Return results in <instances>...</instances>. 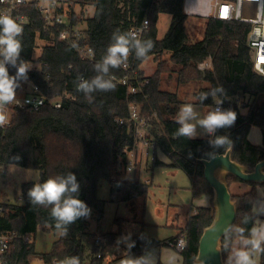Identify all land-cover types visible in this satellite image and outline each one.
Listing matches in <instances>:
<instances>
[{
    "label": "trees",
    "instance_id": "1",
    "mask_svg": "<svg viewBox=\"0 0 264 264\" xmlns=\"http://www.w3.org/2000/svg\"><path fill=\"white\" fill-rule=\"evenodd\" d=\"M78 1L95 9L93 16L83 25L86 37L96 52L97 62L106 54L114 31L127 32L134 24L139 25L146 19L149 21V29L141 39L153 40L154 48L146 59L138 60L134 50L129 58L138 70L140 81L149 80L142 91L131 99L141 105L145 115L158 113L161 132L157 129L158 124L154 123L157 127L153 128V134L160 149L171 161L166 164L155 158L154 167H169L186 173L191 180L192 197L196 199L204 194H213L205 178L204 165L199 161L209 159L207 153L215 151L224 154L232 148L233 160L249 169L264 160V76L253 70L245 45L248 25L204 18V37L192 42L185 26L189 16L184 11V0ZM26 11L31 22L19 38L22 43L21 58L32 59L38 55L40 60L48 63L44 75L39 77L45 93L57 96L67 90L76 96V100H64L58 109L48 103L35 113L18 112L12 126L0 131V169L7 168L13 162L11 158L18 155L21 157L18 167L38 170L41 183L49 177L72 172L80 186L78 198L84 201L90 212L86 218H79L69 225L67 235L61 236L55 229L50 208L30 203L28 191L35 181L23 182L20 202L12 203L7 194L2 195L0 206L5 208V212L0 213V233L17 231L21 236L30 235L32 241H13L8 257L11 264H31L35 257L45 264H59L60 260L71 256H78L80 264H118L120 258L107 254L105 247L114 244L116 238L122 235L124 223L146 226L143 218L153 186L152 183L125 178L128 154L135 145L128 127L118 123L119 119L128 116L127 88L120 83L125 72L121 68H110L109 75L114 80L115 89L93 92L89 101L84 93L76 91V83L79 77L90 80L97 75L94 70L97 62L89 64L82 61L66 42L59 40L58 34L54 33L56 31H45L42 16L36 8ZM163 14L170 15L171 24L164 37L159 38L157 25ZM164 55H169L167 62L179 67V83H208L207 87L195 93L194 104L215 107V101L219 99L222 109L237 113L234 126L219 129L215 134L228 136L233 142L231 147L213 148L209 140L215 136L194 139L175 136L178 128L176 115L185 102L177 92L161 88V73L168 67L166 60H162ZM151 57L159 59V68L153 74L144 75L141 65ZM208 58L212 59L213 69L202 74L197 69L198 64ZM216 88H222L223 93H217L215 98L209 95L202 104L196 100L201 92L211 93ZM254 126L262 132V145H254L249 140ZM102 180L111 184L109 200L99 197ZM227 180L232 199L237 202V217L228 235L223 238L222 252L224 264H235V247L246 251L252 248L251 244L243 247L241 243L245 239H253V229L258 224L254 204L261 198L257 192L258 184L235 176H229ZM108 203L126 207V214L115 219L119 230L104 234V244H89L84 236L88 234L90 218L100 221ZM169 207L165 211L158 206L156 211L161 216L166 215L167 226L176 232L173 238L186 237L187 245L181 252L182 264H196L203 231L214 220V207L200 206L194 213L188 205ZM39 231L58 236L48 252L36 250L35 236ZM129 245L126 256L139 257L152 247L168 246L165 241L142 232L134 234ZM261 248H264V242ZM98 254L101 256L98 257ZM154 264L165 263L159 261ZM259 264H264V251H260Z\"/></svg>",
    "mask_w": 264,
    "mask_h": 264
},
{
    "label": "built area",
    "instance_id": "2",
    "mask_svg": "<svg viewBox=\"0 0 264 264\" xmlns=\"http://www.w3.org/2000/svg\"><path fill=\"white\" fill-rule=\"evenodd\" d=\"M92 7V5L89 7V4H81L78 0H0V15H10L22 25L24 30L31 22L26 10L36 8L42 16L44 30L56 31L54 33L58 34L59 40L66 42L82 61L92 64L97 62V55L86 37L83 25L86 20L92 17L90 14V8ZM184 11L188 16L213 18L248 25L245 45L249 50L253 70L264 76V25L258 23L255 0H184ZM146 20L148 21V19ZM143 22L139 25L134 24L130 29L131 31H137L139 38L149 29V23L144 25ZM39 57L34 55L32 59H22L20 55V59L29 62L32 67L28 72L27 81H22L21 87L17 89V100L7 106L6 116L8 122L0 127V131L12 126L18 112L35 113L48 103L58 109L62 107L64 100H76V96L67 90L57 96H51L44 92L39 77L44 75L48 63L40 60ZM8 68L9 74L14 75L16 69L11 66H8ZM120 68L125 72L124 77L120 79V83L127 88L128 116L119 119L118 123L126 125L133 134L135 145L129 154L140 147L147 156H149L150 149L155 154V150L160 148L153 134V128L156 127L154 123L159 121L158 113L153 112L150 115H145L142 112L141 105L134 98L131 99L132 96H136L142 91L149 80L140 81L138 70L134 68L133 61L130 58ZM198 68L200 70H212V59L208 58L199 63ZM47 77L50 78V75H47ZM127 170L129 172L135 170L133 162L131 163L129 160ZM18 199L21 201L22 196L20 195ZM3 212H5V208L0 206V213ZM18 239L25 242L32 241L30 235L21 236L17 231L0 233V264H11L8 251L12 242ZM104 242V238L101 236H97L94 241L98 245L104 244ZM165 242L169 247L179 252H183L187 245L185 235L169 238ZM100 256L98 254V257Z\"/></svg>",
    "mask_w": 264,
    "mask_h": 264
},
{
    "label": "clouds",
    "instance_id": "3",
    "mask_svg": "<svg viewBox=\"0 0 264 264\" xmlns=\"http://www.w3.org/2000/svg\"><path fill=\"white\" fill-rule=\"evenodd\" d=\"M257 4L258 23L264 25V0H255ZM144 25L149 22L145 20ZM23 33V27L13 17L7 14L0 15V127L7 121V106L13 104L16 99L17 89L21 87L22 81H27L28 72L32 65L20 59L22 43L19 39ZM154 48V41L151 39H141L137 31L121 32L119 29L113 32L111 43L106 49V54L99 62L94 64V70L98 73L92 79L87 80L83 77L78 78L76 91L84 93L85 97L91 101V93L108 92L115 89L116 85L113 78L109 75V70L119 69L127 62L130 52L134 50L138 60L146 59ZM15 68V74H9V68ZM217 93H223L222 88L213 89L211 93L201 92L196 100L201 104L209 95L216 97ZM216 107L211 108L202 114L197 110L193 103L183 104L176 115L178 128L175 132L176 137L194 139L197 137V129H203L209 136H215L209 140L213 148L231 147L233 142L228 136L215 135L217 130L234 126L237 120V113L231 109L224 110L219 105L221 100L217 99ZM215 151L207 153L209 159H215ZM20 156L12 157L9 163V172H14L18 168ZM34 175L35 183L28 191L30 203L33 206L50 208V216L55 221V229L61 236L67 235L68 226L75 223L79 218H86L90 209L78 198L79 184L74 173L67 175H57L49 177L44 182H40V173L31 170ZM28 178L32 179L31 176ZM243 231V230H241ZM254 239H245V244H251L255 251H264L261 243L264 242V233L253 229ZM133 245H129L131 247ZM235 264H254L251 255L246 250L235 252ZM59 264H80L78 256L66 257L59 261ZM121 264H154L145 257L127 258Z\"/></svg>",
    "mask_w": 264,
    "mask_h": 264
},
{
    "label": "rangeland",
    "instance_id": "4",
    "mask_svg": "<svg viewBox=\"0 0 264 264\" xmlns=\"http://www.w3.org/2000/svg\"><path fill=\"white\" fill-rule=\"evenodd\" d=\"M91 7V5H89ZM94 7L90 8V14L93 16ZM171 24V17L168 14H163L160 16L158 22V37L162 38L166 34ZM187 32L190 37V41L197 42L204 37L205 19L198 16H189L185 23ZM151 57L146 60L141 65V70L144 75L153 74L155 70L159 68V59H154ZM169 55H164L162 60H166L168 67L163 69L161 73V88L170 92H177L179 97L184 100V104L193 103L195 100V93L201 88L207 87L208 83L204 81H189L179 83V73H177L176 67L172 62L168 61ZM202 74H205L208 70H200ZM139 69V71H141ZM140 73V72H139ZM194 104V103H193ZM198 111L204 114L201 106L194 104ZM246 112V109H243ZM158 121V130L161 132V125ZM157 127V126H156ZM198 135L196 138L208 137L204 133L203 129H197ZM249 140L255 145L263 144V135L258 127H252L250 131ZM153 157L158 158L160 161L170 164L169 156L163 152L162 149L157 148L155 154L153 150L150 149L149 156L142 151L141 147L136 148L133 153L128 154L129 162H133L135 170L125 172V178L133 181L140 180L144 183H152V193H150L147 200V205L145 209V214L143 221L146 226H133L131 223H124V228L122 230V235L116 238L114 244L105 247V252L111 254V256H117L121 261L127 258H140L145 257L150 262H162L166 264H182L183 257L181 252L169 246H155L146 250L139 257L137 255L126 256V248L129 245L131 237L136 233H144L145 235L154 237L159 240L166 241L169 237L175 236V230L169 228L166 223V215L162 216L157 213V207L161 206L167 211L170 205H188L191 208V213H194L197 207L200 206H213V194L211 196V203L208 199V194H204L199 198L193 199L191 192V180L181 170H173L169 167H154ZM6 171V173H4ZM38 171V170H37ZM40 173V172H39ZM29 176L32 179L28 178ZM35 181L34 175L30 169L17 168L14 172H9L8 167L5 169H0V201L2 195L7 194L8 198L12 203L20 202V187L23 182ZM111 188L110 182L107 180L100 181L99 186V197L105 200L109 199V191ZM126 214V207L123 205H116L108 203L106 205L105 215L100 220L97 221L95 218H90L88 226V234L85 241H90L89 244H93L97 236L103 237L104 234L108 232H117L119 230V225L115 222V219L122 217ZM84 236V237H85ZM58 238L53 233H47L44 231L37 232L35 236L36 250L38 252H48L51 249V245ZM236 245L238 241H236ZM241 245L244 247L245 243L242 241ZM237 247H235L234 252H236ZM254 250V249H250ZM250 253V252H249ZM235 254V253H234ZM32 261V260H31ZM254 264L256 259H253ZM36 264V263H35ZM40 264V263H39Z\"/></svg>",
    "mask_w": 264,
    "mask_h": 264
},
{
    "label": "water",
    "instance_id": "5",
    "mask_svg": "<svg viewBox=\"0 0 264 264\" xmlns=\"http://www.w3.org/2000/svg\"><path fill=\"white\" fill-rule=\"evenodd\" d=\"M204 174L213 189L214 220L206 227L200 239L196 264H224L223 238L228 235L237 217V202L232 199L228 177L235 176L245 182L264 184V160L253 169L232 158V148L215 159H199Z\"/></svg>",
    "mask_w": 264,
    "mask_h": 264
},
{
    "label": "crops",
    "instance_id": "6",
    "mask_svg": "<svg viewBox=\"0 0 264 264\" xmlns=\"http://www.w3.org/2000/svg\"><path fill=\"white\" fill-rule=\"evenodd\" d=\"M201 108L203 109L204 113H206L208 110H210L211 108L214 107H209V106H201ZM251 131V130H250ZM250 136V134H249ZM255 145V143H252ZM257 192H258V196L259 198H261L260 200L256 201L254 204V212L257 214L258 216V220H257V227L255 230H257L258 232L264 233V184L263 185H258L257 187ZM208 199L210 200L211 203V196L208 195L207 196ZM109 200V199H108ZM210 206V205H209ZM137 227V226H136ZM88 232V230H87ZM87 235V234H86ZM87 236H85L84 238L86 239ZM174 237V236H172ZM169 237V238H172ZM257 238L253 236V239ZM84 239V240H85ZM168 239V238H166ZM164 241V240H162ZM88 242L90 243V241L88 240ZM263 243V242H262ZM261 243V244H262ZM253 249V248H252ZM248 252H250L251 258L252 259H256V263L255 264H259L260 263V251H255V250H248ZM119 258V257H118ZM120 260V259H119ZM45 264L41 259L35 257L32 259L31 264ZM166 264V263H165Z\"/></svg>",
    "mask_w": 264,
    "mask_h": 264
}]
</instances>
